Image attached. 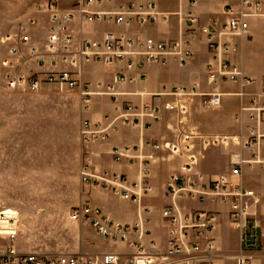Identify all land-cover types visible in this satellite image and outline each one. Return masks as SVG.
<instances>
[{
  "label": "built area",
  "instance_id": "obj_1",
  "mask_svg": "<svg viewBox=\"0 0 264 264\" xmlns=\"http://www.w3.org/2000/svg\"><path fill=\"white\" fill-rule=\"evenodd\" d=\"M194 2L190 0L192 6ZM97 3L99 0H78L68 10H61L55 1L37 5L38 11L48 17L46 35L42 40L34 35L33 29L38 21L33 17L19 22L14 31L4 33L0 43L8 53L1 61L0 91L22 88L36 92L43 85L51 84L75 91L85 106L94 94L79 78L83 65L87 63H124L131 69L149 63L167 64L171 60L185 64L193 56L190 40L194 38L196 17L192 9L178 13L187 30L176 40L125 37L112 32L96 39L82 31L77 32L75 24L78 22L83 26L86 22L96 21L117 25L151 23L162 15L154 2L95 11L92 7ZM225 15L224 21L214 20L203 29L212 56L207 64L209 81L214 84L243 81L242 86H245L253 80L243 75L229 55L239 49L235 38L249 36L250 18L264 15V0H229ZM126 79L124 73L118 74L115 83L107 85L102 93L117 98L121 93L116 85ZM158 95L174 99L177 116L174 140L164 144L148 141L133 147H115L112 151L115 161L128 160L138 166V180L130 181L126 175L108 171L97 172L88 164L80 169L83 184L100 187L136 204L138 220L135 223L114 220L88 202L79 203L69 214V220L91 226L101 238L124 249L97 254L64 252L51 256L22 252L17 245L21 225L19 215L17 212L8 215L1 210L0 264H215L226 256L218 248L215 236L221 211L193 206L206 202L228 206L230 223L241 232L242 249L237 257L241 264H254L248 260H254L251 253L264 238V203L253 189L242 184L241 178L246 166L264 167V105L253 98L249 105L241 107V111L250 112V118L255 121L244 139L242 135L204 134L183 123L190 114L193 98L201 97V105L206 109L217 108L222 102V93L175 86L163 89ZM239 95L255 96L247 92ZM162 118V110L156 103H127L115 117L107 115L103 121L97 122L83 119L80 134L83 141H104L115 129L117 121L148 128ZM233 142L239 144V150L231 155L230 175L209 178L195 172L203 151ZM147 148L167 149L181 160L180 170L171 173L166 186L165 195L171 203L164 206L160 214L167 229L163 241L154 237L149 227L152 207L144 203L152 192L149 175L154 159ZM245 248L249 251H244Z\"/></svg>",
  "mask_w": 264,
  "mask_h": 264
},
{
  "label": "crops",
  "instance_id": "obj_2",
  "mask_svg": "<svg viewBox=\"0 0 264 264\" xmlns=\"http://www.w3.org/2000/svg\"><path fill=\"white\" fill-rule=\"evenodd\" d=\"M194 1L192 6L190 0H99V3L92 7L95 11H111L120 5L154 2L162 15L157 21L151 23L135 22L131 25H117L96 21L86 22L83 26H80L78 22L75 24L77 32L82 31L85 35L96 39H102L105 33L112 32L125 37H153L159 41H172L181 38L187 30L186 24L178 13L192 9L196 17L194 38L190 40L193 56L185 64L171 60L167 64L149 63L131 69L124 63L113 65L87 63L83 65L79 78L90 87L94 94L85 106L79 100L81 125L83 119L97 122L103 121L107 115L115 117L127 103L135 105L156 103L162 110L163 118L148 128L117 121L115 129L104 141L87 142L81 138L82 146L78 156L79 179L81 167L88 164L92 170L97 172L108 171L126 175L130 181L138 180V166L131 164L128 160L115 161L112 151L115 147H133L148 141L164 144L174 140L177 126V116L173 107L174 99L171 96L158 95L163 89L186 86L196 87L201 92L215 90L222 93V102L217 108L206 109L201 105V97L193 98L190 114L183 119V123L188 128L204 134L242 135L244 139L248 136L255 121L250 118V112H242L241 107L249 105L253 98L258 99L260 104L264 105V15L250 18L249 36L235 38L239 49L229 55V59L241 68L243 75L252 79L253 82L245 86H242L243 81L214 84L209 81L208 77L207 64L212 56L208 50L207 37L203 29L214 20L224 21L227 18L225 9L229 0ZM37 5L35 11L26 17H33L38 21L33 29L35 37L38 38V33L46 34L48 17L47 14L38 11ZM57 5L61 10H68L73 7L63 8L58 3ZM2 48L5 51L0 58V64L8 53L6 47L0 43L1 55ZM120 73L127 76L126 81L116 85L117 91L121 94L117 98H113L102 93L106 90L107 85L115 83L116 76ZM240 92L251 93L255 96L241 97ZM219 146L223 148L221 150H208L207 148L206 152H202L200 161L194 168L195 172H201L209 178L230 175L231 155L234 151L239 150V144L233 142V144ZM226 150L228 154L225 152ZM147 152L153 154L154 159L150 165L149 175L152 192L144 200V203L152 207L149 227L153 231L154 237L163 241L166 238L167 229L160 214L162 208L171 203V200L165 195L166 186L171 173L180 170L181 160L173 156L167 149L153 150L147 148ZM233 180L237 179L233 178ZM241 182L246 188L253 189L264 203V167L258 165L244 167ZM81 188L82 202H88L101 208L110 218L125 223H135L138 220V206L136 204L123 200L120 196L97 186L85 185L81 182ZM160 196L163 198V203H166L158 208L154 201ZM117 200L123 208L120 209L114 205ZM193 206L221 211L215 236L218 248L226 256L217 260L215 264H226V260H231L229 255L234 248L236 251H232V253L242 249L241 232L230 223L227 213L228 206L210 202L195 203ZM160 225L163 227V231L159 233ZM77 226L79 233L77 244L65 249L63 253L79 251L87 254L103 253L104 251L99 248V245L106 240L101 238L87 224ZM224 227H228L230 233L236 236L235 246L230 247L226 244L222 235ZM17 245L22 252H30L23 249L18 241ZM256 251L261 254L256 258L254 264H264V238Z\"/></svg>",
  "mask_w": 264,
  "mask_h": 264
},
{
  "label": "rangeland",
  "instance_id": "obj_3",
  "mask_svg": "<svg viewBox=\"0 0 264 264\" xmlns=\"http://www.w3.org/2000/svg\"><path fill=\"white\" fill-rule=\"evenodd\" d=\"M47 1L70 8L78 0H0V36L14 31L38 3ZM45 35L38 33V38ZM4 51L2 48L0 58ZM2 71L0 64V81ZM79 100L75 91L51 84L36 92L22 88L0 91V211L18 213V243L30 252L58 255L78 242L79 223L69 220V214L82 202ZM222 148L216 145L208 150ZM154 202L158 208L166 203L162 196ZM114 205L123 208L118 200ZM227 228L223 238L228 246H235L236 236ZM99 248L104 252L124 249L108 241ZM232 251L226 264H241L237 257L240 251ZM260 254L251 253L254 260L248 263Z\"/></svg>",
  "mask_w": 264,
  "mask_h": 264
}]
</instances>
